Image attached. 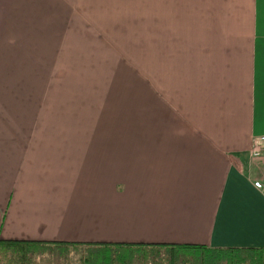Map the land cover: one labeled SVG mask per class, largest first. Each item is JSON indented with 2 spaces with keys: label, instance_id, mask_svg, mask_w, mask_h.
I'll return each instance as SVG.
<instances>
[{
  "label": "crops",
  "instance_id": "1",
  "mask_svg": "<svg viewBox=\"0 0 264 264\" xmlns=\"http://www.w3.org/2000/svg\"><path fill=\"white\" fill-rule=\"evenodd\" d=\"M129 1L131 7L115 10L162 14L156 15L169 87L153 101L154 107L162 104L161 125L146 136L130 134L129 143L123 133L116 135L114 148H72L80 153H71L79 159L69 182L53 176L55 194L27 211L18 204L17 214L11 211L19 200L16 188L32 170L36 177L31 158L56 165L60 176L69 152L0 149V240L42 242L33 264H115V249L138 246L191 244L208 254L264 249V194L254 186L264 178V152L252 155L254 142L264 136V0ZM182 12L206 13L191 22L193 39L179 36L189 31ZM209 13L217 18L207 19ZM5 28L0 23V42ZM21 68L0 49V76H16L12 85L19 90L10 99L11 84L3 97L0 89V106L10 115L16 98L29 91L36 95L21 101L37 107L38 92L28 87ZM18 85H24L21 95ZM23 110L24 118L26 105ZM128 260L137 264L138 252L121 256L120 264Z\"/></svg>",
  "mask_w": 264,
  "mask_h": 264
},
{
  "label": "rangeland",
  "instance_id": "2",
  "mask_svg": "<svg viewBox=\"0 0 264 264\" xmlns=\"http://www.w3.org/2000/svg\"><path fill=\"white\" fill-rule=\"evenodd\" d=\"M133 3L129 0H0V23L6 27L1 34L4 39L0 49L11 60L16 58L28 74L25 77L29 80L28 87L38 92L36 108L31 107L29 100L21 101L36 95L30 91L16 98L17 109L11 115L8 108L0 106V149L10 146L24 152L47 149L69 152L67 167L59 168L66 174L62 172L60 176L55 171L56 165L48 167L45 162L31 158L29 165L35 166L36 177L32 170L16 188L19 200L11 204L13 213L17 214L18 204L27 211L44 195L55 194L53 176L58 183L64 179L69 182L79 159L71 153H80L72 148H114L116 135L123 133V143H129L130 134L146 136L161 125L157 117L162 104L154 107L153 101L161 99L169 87L168 65L162 60L165 52L162 54L161 50L165 46L158 24L162 14L115 10L129 8ZM179 14L189 23V31L182 29L179 36L193 39L191 22H201L206 13ZM217 14L209 13L207 19L217 18ZM0 78L2 97L6 86L11 84L10 99L14 98L19 93L16 85H12L16 76L12 75L10 80ZM30 79L36 81L35 87ZM18 87H22L21 95L24 85ZM23 105H26L24 118ZM67 131L73 133L71 137L53 133ZM4 133L8 134L6 141L2 139ZM114 252L115 264H120L121 256L134 255L138 250L115 249ZM144 256L139 254L137 264H141Z\"/></svg>",
  "mask_w": 264,
  "mask_h": 264
},
{
  "label": "trees",
  "instance_id": "3",
  "mask_svg": "<svg viewBox=\"0 0 264 264\" xmlns=\"http://www.w3.org/2000/svg\"><path fill=\"white\" fill-rule=\"evenodd\" d=\"M40 246H44L42 242L0 240V262L33 264V255ZM157 247L138 246V258L139 254L145 255L141 264H194V260H199V264H264V249L260 248L212 250L208 254L205 247L191 244ZM147 249H151L149 253H145ZM93 260L92 264H97V260ZM129 263V260L125 261V264Z\"/></svg>",
  "mask_w": 264,
  "mask_h": 264
},
{
  "label": "built area",
  "instance_id": "4",
  "mask_svg": "<svg viewBox=\"0 0 264 264\" xmlns=\"http://www.w3.org/2000/svg\"><path fill=\"white\" fill-rule=\"evenodd\" d=\"M252 155L254 158H259L264 152V136L259 137L253 144ZM254 186L257 190L261 191L264 194V178L262 180H257L254 183Z\"/></svg>",
  "mask_w": 264,
  "mask_h": 264
}]
</instances>
